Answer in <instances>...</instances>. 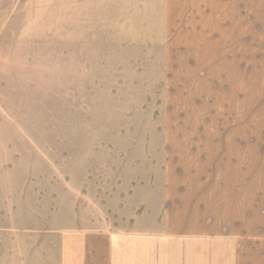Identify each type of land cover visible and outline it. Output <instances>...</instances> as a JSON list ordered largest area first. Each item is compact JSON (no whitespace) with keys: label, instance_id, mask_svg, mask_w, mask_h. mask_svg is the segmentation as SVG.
<instances>
[{"label":"rangeland","instance_id":"rangeland-1","mask_svg":"<svg viewBox=\"0 0 264 264\" xmlns=\"http://www.w3.org/2000/svg\"><path fill=\"white\" fill-rule=\"evenodd\" d=\"M263 27L264 0H0V243L13 264H59L67 233L180 224L199 171L246 174V142L264 167V71L236 61L264 39L235 38ZM220 141L229 157L213 161Z\"/></svg>","mask_w":264,"mask_h":264},{"label":"crops","instance_id":"crops-1","mask_svg":"<svg viewBox=\"0 0 264 264\" xmlns=\"http://www.w3.org/2000/svg\"><path fill=\"white\" fill-rule=\"evenodd\" d=\"M235 38L264 39V27L250 37L239 33ZM259 51L239 53L236 55L237 65L241 67L240 58L245 55L246 71H264V48ZM207 148L199 145V154H209L211 150L207 152ZM245 149V175L239 171L226 175V170L233 172L235 168L230 165L219 170L221 163L218 162H213V171L209 166L200 169L199 174L203 176L198 178L197 195L193 196L195 199H191L193 192H189L185 196L190 197L183 199L179 206L180 224L175 225L165 218L163 225L151 230H84L67 233L58 242L57 262L264 264V196L260 193L264 185V167L262 156L256 159L252 156L254 141L250 145L246 142ZM220 151H225L224 155L229 157L220 141L219 145H214L213 161ZM255 187H258L259 193H255ZM5 244L4 253L3 243H0V264H4V260H7L6 264H13L12 247L10 245L8 249V243Z\"/></svg>","mask_w":264,"mask_h":264}]
</instances>
